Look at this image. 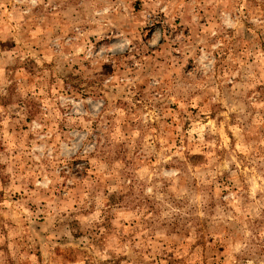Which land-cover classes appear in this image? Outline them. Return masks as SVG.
<instances>
[{"label": "rangeland", "instance_id": "obj_1", "mask_svg": "<svg viewBox=\"0 0 264 264\" xmlns=\"http://www.w3.org/2000/svg\"><path fill=\"white\" fill-rule=\"evenodd\" d=\"M0 264H264V0H0Z\"/></svg>", "mask_w": 264, "mask_h": 264}]
</instances>
